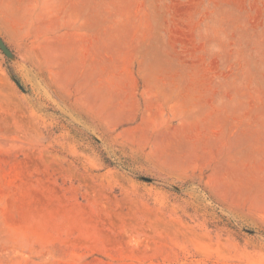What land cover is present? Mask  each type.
<instances>
[{
	"label": "rangeland",
	"instance_id": "obj_1",
	"mask_svg": "<svg viewBox=\"0 0 264 264\" xmlns=\"http://www.w3.org/2000/svg\"><path fill=\"white\" fill-rule=\"evenodd\" d=\"M0 38V264H264V0H0Z\"/></svg>",
	"mask_w": 264,
	"mask_h": 264
},
{
	"label": "water",
	"instance_id": "obj_2",
	"mask_svg": "<svg viewBox=\"0 0 264 264\" xmlns=\"http://www.w3.org/2000/svg\"><path fill=\"white\" fill-rule=\"evenodd\" d=\"M0 45H1L2 49L4 50V52L7 54V56H9V57L13 56L12 51L8 48V46L5 44V42L1 38H0ZM14 79L19 84L18 79L15 78V77H14ZM142 178L145 179V180H148V181L152 180V178H149V177H146V176H142Z\"/></svg>",
	"mask_w": 264,
	"mask_h": 264
}]
</instances>
